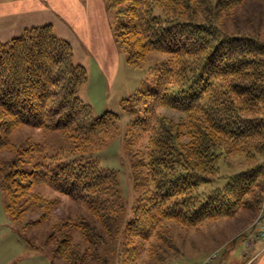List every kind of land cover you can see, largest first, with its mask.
Instances as JSON below:
<instances>
[{
    "label": "trees",
    "instance_id": "obj_1",
    "mask_svg": "<svg viewBox=\"0 0 264 264\" xmlns=\"http://www.w3.org/2000/svg\"><path fill=\"white\" fill-rule=\"evenodd\" d=\"M108 2L115 12L116 40L131 64L151 52L169 55L160 64L157 88L135 92L123 104L135 117L126 130L138 193L133 216L126 223L121 219L127 211L118 173L88 156L118 133L122 114L96 115L79 96L88 70L74 62L71 43L56 36L50 24L0 40V153L15 154L7 161L0 158L2 185L12 194L7 211L21 219L26 209L17 198L45 184L85 203L101 222L103 233L92 218H81L79 228L72 221L87 242L84 256L93 257V248L99 252L113 241L125 250L126 264H139L144 251L166 261L175 255L152 242L160 238L164 222L194 228L259 207L264 192V36L239 27L230 31L226 25L225 17L248 0ZM141 105L144 115H139ZM163 109L179 111L181 118L168 117ZM23 125L63 131L73 152L52 154L45 144L27 146L43 157L26 168L22 156L28 149L11 140ZM71 154L76 157L67 159ZM235 155H243L249 166L229 175L222 188L200 192L201 185L219 178L222 159ZM53 202L44 204L51 208ZM78 246L65 234L50 254L52 264H85L83 257L72 258Z\"/></svg>",
    "mask_w": 264,
    "mask_h": 264
},
{
    "label": "rangeland",
    "instance_id": "obj_2",
    "mask_svg": "<svg viewBox=\"0 0 264 264\" xmlns=\"http://www.w3.org/2000/svg\"><path fill=\"white\" fill-rule=\"evenodd\" d=\"M103 1L111 21L116 48L102 34L97 24L96 0H0V24L6 20L2 16V11H8L10 8L17 13L16 16L12 15L13 19H11L14 20L15 32L8 35L0 32V40L6 41L21 35L26 28L50 24L56 36L71 43L74 62L84 65L88 70V80L79 88V96L91 104L96 115L106 111L122 114L118 133L108 139L105 145L99 147L98 151L93 150L94 152L88 156L96 157L103 168L113 169L118 173L121 184L120 195L127 211L121 219L126 223L133 216L132 206L138 193L133 186L132 155L126 149L127 125L135 117L126 112L123 106L124 100L135 92L156 89L160 64L169 55L151 52L138 65L131 64L128 61V52L116 40L115 12L110 8L108 0ZM224 20L230 31L236 32V27H239L243 32H258L264 36V0H248L245 6L236 13L229 14ZM104 57L111 59V62L110 60L105 62ZM140 108L139 115H144V106L141 105ZM162 112L177 121L181 118L180 112L176 110L163 109ZM11 140L16 147L20 146L24 151L28 149L26 155L23 152L22 162L29 169L39 162L43 155L38 152L32 153L29 148L25 149L27 146L45 144L48 153L52 154H57L60 150L66 153L73 152V146L63 131H48L40 127L23 125L14 131ZM13 152L2 151L0 158L11 159L15 155ZM73 157L76 155L66 156L67 159ZM244 158L243 155L223 158L220 163L219 178L213 184L201 185L200 192L222 188L229 175L249 166ZM261 192V189H257L255 195L258 193L260 196ZM11 195L2 185L0 178V264H52L50 254L65 234H70L73 241L79 243L76 254L73 257L69 255L73 259L83 257L86 260L85 264H126L125 250L119 247V243L113 241L102 246L99 252L93 248L92 252L95 254L92 253L93 257L84 256L87 242L78 229L79 220L92 218L96 229L101 230L102 233L104 231L101 222L92 216L85 203L73 200L45 184H38L30 188L28 194L17 198L20 206H25L26 209L20 219L14 218L7 211ZM261 199L257 209H243L236 217L212 220L194 228L184 227L175 221L164 222L159 233L160 238L156 240L152 238V242L157 249L161 247L168 254L175 256L166 261L163 260L164 258L157 260L144 251L138 263L261 264V259H256V250L247 244V234L240 231L244 230L245 222L253 215L251 222L252 226L255 225L254 222L263 209L264 192ZM43 200L56 202H53V207L49 208ZM43 215H46L47 219L42 221ZM72 221H76L78 228H74ZM260 230L261 226H258L257 231ZM96 235L97 233L93 237ZM92 241L95 244L93 238ZM261 241L263 243L264 240ZM225 243L228 245L225 246ZM73 264L77 263L73 262Z\"/></svg>",
    "mask_w": 264,
    "mask_h": 264
},
{
    "label": "crops",
    "instance_id": "obj_3",
    "mask_svg": "<svg viewBox=\"0 0 264 264\" xmlns=\"http://www.w3.org/2000/svg\"><path fill=\"white\" fill-rule=\"evenodd\" d=\"M96 5H97V24L99 25L102 34L107 38L108 41H111L112 44H114L113 46H115L116 48V41L113 37L112 31L111 30V21L109 20V16H108V12L106 9V5L104 3L103 0H96ZM12 15H17L16 10H11L10 8L8 9V11L4 10L2 11V16L3 18H6V20L2 21L0 24V32L3 34H10V33H14L15 30L13 29L15 27L14 20ZM14 16V17H15ZM8 18V19H7ZM12 21V22H11ZM10 39V38H9ZM105 58V62L109 61L111 62V59H108L107 57ZM111 58V57H110ZM236 217V216H235ZM254 218V215L252 216V218L249 221H246L245 225H244V230H240L242 233L247 234L246 236H248V245L253 246V250H256V259L260 258L261 259V264H264V241L262 243L261 240H264V237H260L259 235H257L256 232L253 231V226H252V220ZM254 242V245H253ZM227 243V242H226ZM225 243V246L228 245ZM259 244H262L259 245Z\"/></svg>",
    "mask_w": 264,
    "mask_h": 264
},
{
    "label": "built area",
    "instance_id": "obj_4",
    "mask_svg": "<svg viewBox=\"0 0 264 264\" xmlns=\"http://www.w3.org/2000/svg\"><path fill=\"white\" fill-rule=\"evenodd\" d=\"M255 223V227L261 226V230L259 231L261 236L264 237V205H263V209L260 213V215L257 217ZM214 256H217V254H214Z\"/></svg>",
    "mask_w": 264,
    "mask_h": 264
}]
</instances>
